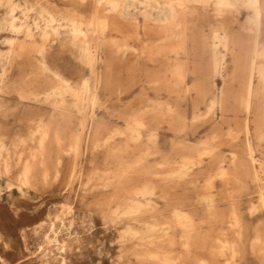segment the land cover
I'll return each mask as SVG.
<instances>
[{"label": "rangeland", "instance_id": "374dc122", "mask_svg": "<svg viewBox=\"0 0 264 264\" xmlns=\"http://www.w3.org/2000/svg\"><path fill=\"white\" fill-rule=\"evenodd\" d=\"M24 1L0 0V264H264V14L257 29L249 0H27L49 36L19 56ZM53 114L61 144L22 184Z\"/></svg>", "mask_w": 264, "mask_h": 264}, {"label": "bare ground", "instance_id": "6f19581e", "mask_svg": "<svg viewBox=\"0 0 264 264\" xmlns=\"http://www.w3.org/2000/svg\"><path fill=\"white\" fill-rule=\"evenodd\" d=\"M7 1V0H6ZM39 1L40 0H36V1H34V3L35 4H38L39 3ZM115 1V0H114ZM133 2L131 3V4H134V0H132ZM251 3H252V5L255 7V13L253 14V16H251L250 18H249V20H248V22H254L255 23V26H256V28L257 29H259V28H261L260 27V25H261V20H262V18H263V14H264V9H263V7L261 6V0H249ZM1 3V2H0ZM2 3H4V2H2ZM1 3V4H2ZM228 3H232V1L230 2V1H228ZM228 3H226V2H224V0H218L217 1V9H216V12L217 13H221V8H222V5L223 4H226L227 6H229V4ZM0 4V5H1ZM6 4V3H5ZM24 4L26 5V7H21L20 6V3H17V4H14V6L13 7H11V9L9 10V13H10V21H9V23H8V25H9V28H10V30L11 31H13V32H24V37L17 43L18 44V49L16 50V53L18 52V55L19 56H22L23 55V53L24 52H27V51H32V50H35V49H37V43H36V41L34 40V35H35V32H37V31H42V37L45 39V38H47L48 36H49V30H47L46 28H44V26H43V24H42V17H43V14H42V10H36L35 8H34V10H35V12H36V15H38L37 17H35V19L33 20V22L30 24V23H28L27 22V18H28V11H30L29 10V7H27V4H28V1L27 0H25L24 1ZM3 5V4H2ZM13 5V4H12ZM4 6V5H3ZM17 6H18V8L20 7V8H22L21 9V14L19 15L18 13H17ZM230 6H231V4H230ZM20 8H19V10H20ZM32 8V10H33V6L31 7ZM166 8L168 9V12L167 13H165V19H168V20H170L171 18H172V15L169 13L170 12V9H171V6H170V4H167L166 5ZM166 9V10H167ZM29 18H30V16H29ZM76 30H78V29H76ZM76 30H75V32H76ZM80 31V30H79ZM78 31V32H79ZM8 41H9V43H14V41L16 40V37H14V36H11V37H8V39H7ZM262 46H260V48H261ZM242 48H243V46L241 45V51H240V53L235 57V62H236V65H239V61H240V59H241V53H242ZM263 48V47H262ZM261 48V49H262ZM0 51H1V49H0ZM255 52H256V56L257 57H262V56H264V52L262 51V50H260V51H258V50H255ZM40 53L42 54V59L40 60V65L38 66V68H37V70H36V72L34 73V76L35 77H37V78H40V77H47V75L45 74V70L46 69H48L49 68V65H48V63L46 62V60H45V57H44V52L42 51V50H40ZM1 62L2 63H6V62H9L10 63V65H12V56L11 55H8V54H6V53H2L1 52ZM215 60V59H214ZM215 62H216V60H215ZM258 62V61H257ZM258 64V63H257ZM256 64V65H257ZM262 69H263V67H261V66H254V65H251L250 66V68H249V70L247 71V74H246V79H245V85H246V90H245V97H244V100H243V102L245 103V107L246 108H250V106H251V103H252V99H251V94H252V91H253V74H259V77H261V75H262ZM218 70V69H217ZM254 71H255V73H254ZM242 73V72H241ZM56 78H57V80H60V81H64V82H66V83H68L69 82V80L68 79H65V78H63V77H61L60 76V74H56ZM84 80V79H83ZM259 80H261V78L259 79ZM85 81H86V79H85ZM88 81V80H87ZM86 81V82H87ZM84 82V81H83ZM262 83H264V81H262ZM242 86V85H241ZM201 88V87H200ZM262 88V87H261ZM263 89H264V86H263ZM205 90V89H204ZM21 93V96L23 97V98H29V96H28V94H26V93H24V91H20ZM35 95H36V93H35ZM242 97V96H241ZM64 104V103H63ZM1 107V106H0ZM63 108V107H62ZM65 108V107H64ZM2 109V108H1ZM56 110H58L59 112H60V110H61V107H60V103L59 102H57L56 104H55V110L54 111H56ZM63 114V113H62ZM59 116H61L60 115V113L58 114ZM58 115H55V114H53V115H51L48 119H46V120H44V121H42L41 122V124H40V126H41V129L39 130V136L36 138V142H37V149H35V150H33V152H32V154L30 155V157H29V159H28V162H27V164L22 168V170H21V172H20V181L22 182V184H30L33 180L35 181L36 180V178H35V176H36V174H35V164H43L44 165V161H43V159H45V157H48V155L50 154V152H49V147L47 146V145H49V144H47V142H53L54 144H57V145H60L61 144V137H60V127L61 126H59L58 125V122H59V117H57ZM64 115V114H63ZM82 121V120H81ZM61 122V121H60ZM63 122V121H62ZM66 122H68V121H66ZM92 122V121H91ZM85 123V122H84ZM103 123V122H102ZM62 124V123H61ZM105 124V123H104ZM63 125H64V123H63ZM66 125V124H65ZM86 126V125H85ZM115 128H117V127H115ZM114 128V129H115ZM98 129V128H97ZM119 129V128H118ZM125 130V129H124ZM91 131V130H90ZM112 131V130H111ZM114 131V130H113ZM123 131V130H122ZM62 132V131H61ZM84 133V132H83ZM124 134H125V132H123ZM134 133V132H133ZM136 133V132H135ZM144 133V132H143ZM142 133V134H143ZM120 134V133H119ZM120 135H122V134H120ZM137 135V134H136ZM149 135V134H148ZM152 135V134H151ZM154 135V134H153ZM125 136V135H124ZM134 136V135H133ZM140 136H142V135H140ZM64 137V136H63ZM74 137V136H73ZM155 137V135L153 136V137H151V138H154ZM68 138L70 139V140H72L73 138L71 137V135H68ZM127 138V137H126ZM136 138V137H135ZM139 138V137H138ZM150 138V139H151ZM158 137H156V139H157ZM128 139V138H127ZM95 141V140H94ZM122 142H123V140H121ZM140 142V141H139ZM173 142V141H172ZM176 142V141H175ZM178 142V141H177ZM179 143V142H178ZM47 144V145H46ZM147 145H149V144H147ZM146 145V146H147ZM174 145V144H173ZM179 145V144H178ZM141 146V145H140ZM48 148V149H47ZM208 148V147H207ZM207 148H206V150H207ZM173 149V148H172ZM212 149V148H211ZM210 149V150H211ZM133 150V149H132ZM135 150V149H134ZM156 150V149H155ZM213 150V149H212ZM209 150H207V152H208ZM143 153V152H142ZM142 153H140V154H142ZM193 153H194V151H193ZM200 153V152H199ZM145 154V153H144ZM147 154V153H146ZM207 153L205 152V155H206ZM209 154V153H208ZM210 154H211V151H210ZM139 155V154H138ZM171 155V154H170ZM202 155V154H201ZM204 155V154H203ZM202 155V156H203ZM181 156V155H180ZM189 156V155H188ZM207 156V155H206ZM23 157V154L20 152L19 153V158H22ZM143 157V156H142ZM173 157H176V156H173ZM185 157V156H184ZM51 158H52V156H51ZM168 158V157H167ZM167 160V159H166ZM171 159H169V161H170ZM180 160H181V158H180ZM46 161V160H45ZM172 161H174V160H172ZM197 161H199L200 162V160L198 159H190V160H188V163H192V164H195ZM49 162V161H48ZM181 162V161H180ZM179 162V163H180ZM151 163V162H150ZM171 163V162H170ZM187 163V164H188ZM222 163V162H221ZM185 164V163H184ZM222 164H224V163H222ZM162 165H163V163H162ZM167 165V164H166ZM171 165H172V163H171ZM219 165V164H218ZM41 166V165H40ZM53 166V165H52ZM181 167H183V165H180ZM185 167V166H184ZM187 167V166H186ZM219 167V166H218ZM217 167V168H218ZM52 168V167H51ZM216 168V169H217ZM171 169H173V166H172V168ZM179 169H180V167H179ZM182 169V168H181ZM189 169H190V167H189ZM37 170V169H36ZM168 170V169H167ZM184 170V169H183ZM51 171V170H50ZM176 171V170H175ZM180 171H182V170H180ZM220 171V170H219ZM186 172V171H185ZM218 172V171H217ZM222 172V171H221ZM43 173V172H42ZM241 173V172H240ZM81 174V173H80ZM172 174H175V172L174 173H172ZM177 174V173H176ZM219 174V173H218ZM45 175V174H44ZM72 175V174H71ZM170 175V174H169ZM180 175V174H179ZM221 175V174H220ZM224 175V174H223ZM171 176H173V175H171ZM170 176V177H171ZM176 176V175H175ZM174 176V177H175ZM185 176V175H184ZM183 176V177H184ZM216 177H217V174L215 175ZM182 177V178H183ZM39 178V177H38ZM173 178V177H172ZM171 178V179H172ZM177 178V177H176ZM179 178H181L180 176H179ZM211 178H212V176H211ZM210 178V179H211ZM175 179V178H174ZM185 179V178H184ZM209 179V178H208ZM215 179V178H214ZM222 179V178H221ZM38 180V179H37ZM40 181V180H39ZM146 181V180H145ZM203 181H205V178H204V180ZM183 182V181H182ZM20 183V182H19ZM149 184V181H148V183H147V185H144V186H141V187H143V189L142 190H140L139 191V193L138 194H140V195H142V196H145V195H147L148 196V194H151V193H153L152 192V189H153V186H150V185H148ZM193 184H194V182H193ZM197 184V183H196ZM202 184V183H201ZM43 185V184H42ZM201 186V185H200ZM230 188V187H229ZM198 189V188H197ZM231 190V189H230ZM172 191V190H171ZM174 192V191H173ZM213 192V191H212ZM170 193V192H169ZM208 194V193H207ZM189 195V194H188ZM187 195V196H188ZM209 196V195H208ZM210 197H211V195H210ZM210 197H208V198H210ZM212 198V197H211ZM140 198H133V199H131V201H130V203H127V205H125L123 208H124V210L128 213V212H130V213H132L134 210H136L137 208H141V207H143L144 205H143V202L141 201V200H139ZM186 199H188V198H186ZM204 200V199H203ZM199 202V201H198ZM204 202V201H203ZM60 204H62V203H60ZM64 204V203H63ZM62 204V205H63ZM204 204V203H203ZM210 204V203H209ZM69 206V205H68ZM70 208V207H69ZM73 209V208H72ZM145 210V209H144ZM175 210H176V208H175ZM138 211V210H137ZM136 211V212H137ZM180 211V210H179ZM175 216V215H174ZM235 216V215H234ZM238 216V215H237ZM181 217V216H180ZM175 218H176V216H175ZM242 218V217H241ZM178 219V218H177ZM232 219V218H231ZM181 220H183L182 219V217H181ZM233 220V219H232ZM237 220H238V218H237ZM194 221V220H193ZM185 222H186V220H185ZM189 222H191V221H189ZM142 223V222H141ZM178 223V222H177ZM187 223V222H186ZM193 223V222H192ZM230 223H231V221H230ZM238 223H239V221H238ZM41 224V223H40ZM232 224V223H231ZM240 224V223H239ZM167 225V224H166ZM176 225V224H175ZM178 225V224H177ZM190 225H191V223H190ZM188 226V225H187ZM195 226V225H194ZM193 228V227H192ZM195 229V228H194ZM55 240V239H54ZM58 242V241H57ZM187 243V242H186ZM190 243V242H189ZM187 246V245H186ZM188 248H189V246H188ZM187 248V249H188ZM189 251V250H188ZM190 252V251H189ZM184 254V253H183ZM219 255V254H218ZM177 256V255H176ZM179 256V255H178ZM190 257V256H189ZM191 258V257H190ZM175 260V259H174ZM200 260H198V262H199ZM203 261V260H202ZM195 262V261H194ZM205 262V261H204ZM200 263V262H199ZM203 263V262H202ZM206 263V262H205Z\"/></svg>", "mask_w": 264, "mask_h": 264}]
</instances>
